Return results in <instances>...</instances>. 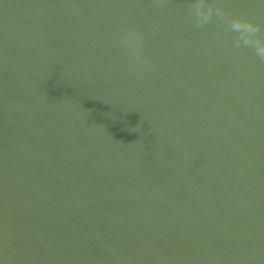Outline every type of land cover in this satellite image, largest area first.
Instances as JSON below:
<instances>
[{
  "label": "water",
  "instance_id": "obj_1",
  "mask_svg": "<svg viewBox=\"0 0 264 264\" xmlns=\"http://www.w3.org/2000/svg\"><path fill=\"white\" fill-rule=\"evenodd\" d=\"M190 2L0 0V264H264V62Z\"/></svg>",
  "mask_w": 264,
  "mask_h": 264
},
{
  "label": "clouds",
  "instance_id": "obj_2",
  "mask_svg": "<svg viewBox=\"0 0 264 264\" xmlns=\"http://www.w3.org/2000/svg\"><path fill=\"white\" fill-rule=\"evenodd\" d=\"M188 14L196 28H202L216 21L226 25L227 30L234 34L233 47L236 49H251L260 61L264 62V25L239 14L225 10L211 0H191ZM123 41L127 45L130 59L144 64L141 56L143 38L133 30L126 31ZM87 111V110H85ZM139 126L133 131H138Z\"/></svg>",
  "mask_w": 264,
  "mask_h": 264
}]
</instances>
